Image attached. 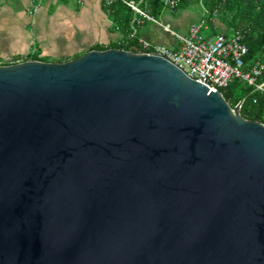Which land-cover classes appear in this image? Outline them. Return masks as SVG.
<instances>
[{
  "label": "water",
  "instance_id": "water-1",
  "mask_svg": "<svg viewBox=\"0 0 264 264\" xmlns=\"http://www.w3.org/2000/svg\"><path fill=\"white\" fill-rule=\"evenodd\" d=\"M242 102L132 48L0 64V264H264Z\"/></svg>",
  "mask_w": 264,
  "mask_h": 264
},
{
  "label": "crops",
  "instance_id": "crops-1",
  "mask_svg": "<svg viewBox=\"0 0 264 264\" xmlns=\"http://www.w3.org/2000/svg\"><path fill=\"white\" fill-rule=\"evenodd\" d=\"M103 1L0 0V64L29 60L30 55H37V60L61 62L90 49L119 44L125 33L112 15L114 10H108ZM196 20L185 24L169 19L145 20L131 41L139 45L137 38H142L175 47L178 43L174 36L160 23L180 27L184 34L189 23Z\"/></svg>",
  "mask_w": 264,
  "mask_h": 264
},
{
  "label": "built area",
  "instance_id": "built-area-1",
  "mask_svg": "<svg viewBox=\"0 0 264 264\" xmlns=\"http://www.w3.org/2000/svg\"><path fill=\"white\" fill-rule=\"evenodd\" d=\"M115 1L104 0V6L109 8ZM179 1L162 0V3L166 8L173 10L178 6ZM125 2L132 9L134 15L130 21L129 33L119 41L121 46H126L136 38L137 28L145 20L156 21L144 9L140 8L138 3L132 0ZM214 20L215 13L208 15L204 9L202 15L188 25L184 34L174 31L169 25L160 23L164 30L174 36L178 44L175 47H169L137 38L140 45L138 49L141 50L138 52H156L164 55L192 79L211 90L224 88L235 78L264 93V80L259 81L264 71V49L251 65H247L245 56L248 47L243 41L242 32L234 31L230 36L220 31H213L208 35L203 34V30L210 29ZM121 49L125 48L121 47Z\"/></svg>",
  "mask_w": 264,
  "mask_h": 264
},
{
  "label": "trees",
  "instance_id": "trees-1",
  "mask_svg": "<svg viewBox=\"0 0 264 264\" xmlns=\"http://www.w3.org/2000/svg\"><path fill=\"white\" fill-rule=\"evenodd\" d=\"M125 1L116 0L108 10H114L113 14L119 25L123 29L124 37L130 31V21L133 16L132 9ZM144 9L154 20L158 18L161 11L164 9L162 0H132ZM191 2H196L201 5L200 9H205L208 15L215 13L216 19L210 25V28L227 32L240 31L244 36V43L248 47V52L245 56L247 65H251L264 49V0H180L175 9H184ZM200 15L202 13L200 12ZM151 21V20H150ZM138 46V47H137ZM135 48L139 47L136 41L129 42L126 46L119 44H111L108 48ZM99 49H102L99 47ZM105 49V48H103ZM137 51H141L138 49ZM29 58L37 59V55H30ZM264 80V71L259 78V81ZM219 91L231 107L236 105L243 99L240 107V114L247 119H253L263 122L262 112L264 108V93L254 89V86L248 85L238 79H232L224 88ZM264 123V122H263Z\"/></svg>",
  "mask_w": 264,
  "mask_h": 264
},
{
  "label": "rangeland",
  "instance_id": "rangeland-1",
  "mask_svg": "<svg viewBox=\"0 0 264 264\" xmlns=\"http://www.w3.org/2000/svg\"><path fill=\"white\" fill-rule=\"evenodd\" d=\"M201 5H199L196 2H191L187 8L184 9H175V10H170L169 8H165L161 11V13L158 16L159 20L164 21V19H169L170 21H174L177 23L181 22L183 24H185L188 20L195 18L198 19L201 15H199V13H203V11L200 9ZM215 20L216 16H215ZM190 24V23H189ZM172 29H174L177 32H181L182 29L180 27H173ZM212 28L208 29V30H203V34L204 35H208L212 32L211 30ZM231 32H227V36H230ZM173 37V36H170ZM174 38V37H173ZM262 120L264 122V108H263V112H262Z\"/></svg>",
  "mask_w": 264,
  "mask_h": 264
}]
</instances>
